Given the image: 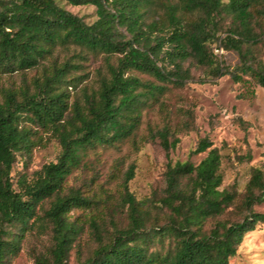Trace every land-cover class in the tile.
<instances>
[{
	"label": "trees",
	"instance_id": "1",
	"mask_svg": "<svg viewBox=\"0 0 264 264\" xmlns=\"http://www.w3.org/2000/svg\"><path fill=\"white\" fill-rule=\"evenodd\" d=\"M60 1L93 5L96 19L87 23ZM260 43L264 0H0V71L40 72L0 101V264H9L35 230L48 231L50 243L31 251L33 264H68L85 227L70 212L97 203L95 194L69 187L68 177L89 149L132 136L148 100L164 92L131 71L181 86L190 61L264 88V63L251 50ZM221 49L235 51L239 63L225 65ZM88 54L101 57L106 71L97 67V88L85 84L70 101L68 89L82 82L77 72ZM33 126L50 131L60 151L13 181L17 155L33 146ZM150 137L165 153L162 195L137 199L128 188L130 165L122 177L126 222L109 229L90 217L95 247L83 259L78 247L77 264H232L245 234L264 223L254 210L264 202V166L251 168L240 194L234 185L222 187V155L207 137L191 151L206 152L197 163L169 157L179 138L167 126ZM235 209L237 217L221 218Z\"/></svg>",
	"mask_w": 264,
	"mask_h": 264
},
{
	"label": "rangeland",
	"instance_id": "2",
	"mask_svg": "<svg viewBox=\"0 0 264 264\" xmlns=\"http://www.w3.org/2000/svg\"><path fill=\"white\" fill-rule=\"evenodd\" d=\"M60 5L87 23L96 19L93 5L73 6L65 1H60ZM251 50L264 63V43ZM220 53L225 65L232 67L239 63L235 51L222 50ZM80 62L82 67L77 73L84 76L77 88L69 87L70 101L85 84L97 88V67L101 66L102 73L106 71L99 56L88 54L87 59ZM183 66L189 69L190 78L181 86L157 80L147 73L131 71L144 81L163 85L164 92L157 99L148 100L132 136L113 146L97 145L89 149L82 166L68 177L69 187L80 188L86 195L95 194L97 199V203L89 209L76 208L70 212L71 218L79 217L85 227L78 239L79 246L70 251L68 264H77L78 247L82 259L95 247L88 226L90 217L103 221L109 229L112 223L123 225L126 222L121 203L122 177L130 165L134 167V176L128 182V188L137 199L162 195L165 153L158 140L150 137L158 129L167 126L179 138V143L169 153L173 161L197 163L206 152L193 154L191 151L198 139L207 137L222 155V187L234 185L240 194L244 191L251 168L264 166V88L244 81L235 82L228 75L214 76L208 68L190 61ZM39 74L35 69L12 73L0 71V101L4 91L18 90L24 84H31ZM23 124L30 123L23 121ZM32 129L33 146L27 154L17 155L11 174L13 181L21 173L31 176L45 163L55 160L60 151L50 131L35 126ZM254 210L264 213V202L254 205ZM230 217H237L236 209L229 210L221 218ZM49 243L48 231L29 232L21 250L10 259L9 264H33L31 251H43ZM230 262L264 264V223L257 224L254 230L245 234Z\"/></svg>",
	"mask_w": 264,
	"mask_h": 264
},
{
	"label": "built area",
	"instance_id": "3",
	"mask_svg": "<svg viewBox=\"0 0 264 264\" xmlns=\"http://www.w3.org/2000/svg\"><path fill=\"white\" fill-rule=\"evenodd\" d=\"M222 51V49L220 50V52Z\"/></svg>",
	"mask_w": 264,
	"mask_h": 264
}]
</instances>
